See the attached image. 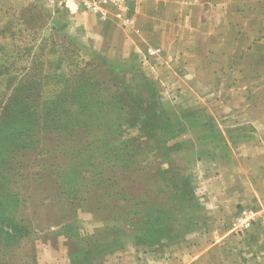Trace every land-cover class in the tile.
<instances>
[{
  "label": "rangeland",
  "instance_id": "rangeland-1",
  "mask_svg": "<svg viewBox=\"0 0 264 264\" xmlns=\"http://www.w3.org/2000/svg\"><path fill=\"white\" fill-rule=\"evenodd\" d=\"M219 2L201 0L210 12ZM77 13L0 0V264H154L138 255L232 234L230 148L248 137L231 134L236 92L264 95V72L220 80L194 60L150 58L156 44L119 46Z\"/></svg>",
  "mask_w": 264,
  "mask_h": 264
},
{
  "label": "crops",
  "instance_id": "crops-1",
  "mask_svg": "<svg viewBox=\"0 0 264 264\" xmlns=\"http://www.w3.org/2000/svg\"><path fill=\"white\" fill-rule=\"evenodd\" d=\"M142 2L144 6H137L135 12V33L122 30L112 21L98 20L101 29L108 28L118 33L117 45H131L141 50L150 41L159 47L160 53L170 63L176 59H169V53L177 56L189 69L190 61L194 60L196 69L215 71L220 80L226 72H264V0H220L212 12L205 10L201 0ZM77 14L75 19L82 20L84 14ZM145 17L150 19V36L145 35L142 29ZM66 18L72 19V16ZM69 24L81 43H94L92 30H86L78 23L75 25L74 19ZM102 44L112 55L122 54L114 50L116 45L101 40ZM164 47L171 52H164ZM262 81L264 84V76ZM247 83L242 81L241 84L246 86L241 87L247 88ZM239 84V81H233L230 86L238 88ZM236 93L240 94L243 106L232 116V121L237 122L231 134L248 137L245 140L238 137L230 148L232 207H264V95L253 97L248 92ZM237 95L231 97L232 102L238 98ZM222 230L217 242L193 248L185 244L181 254L172 250L163 257L156 250L138 256L142 260L150 257L154 264H264V231L253 228L242 237L227 233L224 228Z\"/></svg>",
  "mask_w": 264,
  "mask_h": 264
},
{
  "label": "built area",
  "instance_id": "built-area-1",
  "mask_svg": "<svg viewBox=\"0 0 264 264\" xmlns=\"http://www.w3.org/2000/svg\"><path fill=\"white\" fill-rule=\"evenodd\" d=\"M46 4L68 12H82L100 21H112L122 30L136 32L135 8L130 0H44ZM160 51L147 48L146 56L155 57ZM231 232L245 236L251 229L264 231V207L241 206L234 214L230 224Z\"/></svg>",
  "mask_w": 264,
  "mask_h": 264
}]
</instances>
